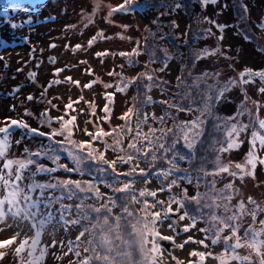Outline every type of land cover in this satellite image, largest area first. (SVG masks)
<instances>
[{
    "label": "rangeland",
    "instance_id": "obj_1",
    "mask_svg": "<svg viewBox=\"0 0 264 264\" xmlns=\"http://www.w3.org/2000/svg\"><path fill=\"white\" fill-rule=\"evenodd\" d=\"M134 1L136 0H132L131 3H135ZM169 1L170 3L166 4V0H161L160 7L150 5L146 8L136 7L134 10L124 12L112 11L113 8L124 3V0H45L40 5L19 3L16 8H10L7 17L0 16V37L3 39L2 41L8 42L2 47L4 42L0 41V126H3L5 118L24 119L31 127L39 128L43 132H50L54 128H60L61 122L53 120L50 125L41 123L44 119L41 113L45 109H49L48 115L51 117L64 116L65 119H69L71 116H76L72 139L76 141L88 140L89 137L85 134V129L95 132L98 127H103L105 131H109L116 125L124 123L120 116L132 104L133 96L137 92L136 83L129 86L124 93L117 92L115 86L124 78L131 79L138 76L142 71L148 69L147 65L153 67L156 81L149 94L153 102L146 104L148 120L159 126H164V122L162 124L161 121L152 117L153 115L155 117L164 116V106L168 107V105L161 101L174 100L179 103L178 105L183 104L185 108L191 107V111H177L181 121H190L200 115V109L203 108L201 94L214 95V91H207L205 83L219 88L230 79L239 80V74L245 69L264 70V0H216V3L210 2L207 5H204L202 0ZM210 21L215 23H210ZM217 24L224 25L223 29L218 28ZM209 29L211 30L210 35L208 34ZM147 31L155 35V38L159 36V42L158 39H150L151 36L147 35ZM100 33L103 34L102 37L98 35ZM221 36L223 39L219 38ZM93 37H96V40L89 45V41ZM194 37L196 38L194 39ZM144 40L153 43L156 49L153 48L149 53L142 50ZM51 45L56 46L52 47ZM76 45L82 47L75 49ZM137 46L141 51L139 55L132 57L133 63H129L128 57L119 55L120 52H132ZM215 48H219V52L215 55L197 58L204 50L212 51ZM163 49L166 56L156 57V53L163 52ZM105 51L109 54L103 57L96 55L98 52ZM51 57L55 58L54 62L50 60ZM81 61H86V63H81ZM56 68H63L64 71L55 76ZM162 68L163 71H161ZM86 69H91V74L86 72ZM33 72L36 73L34 78L29 75ZM110 72L116 74L109 75ZM68 76H71L73 80H79L80 87L73 83L47 87L52 79L63 81ZM197 77H202V80L196 81ZM97 79L98 82L92 88H83V85L89 81ZM163 81L166 83L163 84ZM194 83H199V89L192 86ZM105 84H111L113 87L105 88ZM177 84H181L179 88H173ZM163 85L164 88H162ZM261 87H264V81L258 77L253 83L231 87L224 93L223 98L216 101L211 107V114L205 113L202 117L205 121L202 126L203 133L207 131L209 137L214 138L210 147L214 144L215 138L222 137L223 140H226L225 121L228 117H236L228 123L249 125L248 129L240 134L239 139L243 143L238 149L219 152L218 156L225 164L245 163L246 154L250 150L252 131L258 128L257 119H264V93L259 91ZM106 92L116 93L114 103L111 105L112 112L109 121L102 119L105 115L103 108L106 103L104 95ZM171 92L177 93V96L173 97ZM41 93L45 94L41 96ZM29 94L34 97L33 100L26 99ZM81 96L83 100L74 104V110H68L66 114L65 105L70 100L76 101ZM48 101H51V104ZM88 102L95 105L94 115ZM52 105H56V107H52ZM242 109H247V111L243 115H237ZM27 112H30L31 115H27ZM209 119H211L210 122H208ZM172 120L171 115L169 122ZM145 128H148V125H145ZM132 129L135 132V122L132 124ZM23 131L17 129L11 132L7 158H26V149L39 147L46 138L32 134L22 135ZM260 131L261 134H264V129ZM56 137L60 140L64 138L60 135ZM107 138L105 139L107 140ZM223 140L215 145L225 146L222 144ZM200 141L202 144L206 142L201 138ZM180 142L184 146L183 141ZM97 144L104 145V142L98 141ZM184 148L186 147L184 146ZM186 150L189 149L186 148ZM106 154L110 159H115L118 156L111 149H108ZM256 154L264 159V149H260L258 145ZM38 159L41 163V157ZM3 163L4 160L0 159V169H2ZM43 163L45 167L51 166L49 160H44ZM60 163H66L70 168L75 166V162L68 155L60 156ZM136 163L141 168H147L148 165V161L144 158H138L132 162V164ZM132 164L118 162L117 166L124 170ZM34 167L30 166V169L33 170ZM231 171H236V169L232 168ZM68 174L65 170L58 169L52 173H41L44 176L36 181L53 183L55 179L64 180ZM219 175H215V177L219 176L218 186L225 187L231 182L236 190L235 194L233 193L236 202L232 201L230 207L237 205L239 199H243L245 203L248 202L249 197L253 195L256 197V205L264 209V198L259 194L261 189L264 190V165L258 164L255 175L245 176L242 180L229 173ZM73 176H78V174ZM31 179L26 171L25 180L21 186L31 183ZM164 181L160 177L152 176L147 181L140 179L134 182L133 186L140 190L155 191L163 186ZM102 189L106 190L107 187L103 185ZM198 193L202 194V191L196 188L192 182L180 178V183L173 186L171 192L168 190L158 191L157 197L146 198L150 203L157 200L165 201V205L157 204L154 209H151V211H161L170 196L178 194V198L185 196L190 198ZM4 194L5 190L0 188V196ZM45 195L57 196L53 190L46 191ZM37 196H39V191L34 194V197ZM143 199L138 203L139 212L143 207ZM187 203L188 200H185V210L188 212ZM61 204L72 206L70 213H64L66 219L76 220L78 217L75 210L78 209L76 206L79 203L73 197L71 199L64 198L62 202H54L48 209L41 207V212H51L54 217L52 223L46 225L41 236V246L49 245L42 264H77L88 256V251H85L88 242L84 239L87 238V234L83 236L84 238L77 239L79 233L82 232V226L80 224L64 225L59 222ZM256 205L249 202L252 209ZM172 207L175 209L177 204H173ZM230 213H226L223 208L216 210V214L221 216ZM188 215L196 216L193 215V212H188ZM177 221L178 223L175 224L169 216L167 220L158 222L156 226L160 233L173 236L180 244H184L182 248H174L171 253L161 247V253L157 256V264H177L178 261L188 264L189 261H197L198 257L190 255L194 250L212 253L211 256L206 257L204 264H219L216 257L223 254L226 247L223 237L230 235L231 230L225 229L221 233V242L213 244L211 237L214 222L207 218H198L195 227L187 232L178 233L177 225L185 226L191 221L187 218L184 220L177 218ZM261 221H264V211H260L255 219L251 215H244L237 221L240 225L238 235L241 237L242 243L250 239L245 236L249 226L259 230ZM252 222H254L253 225ZM5 224L14 225L13 218L8 216L5 222H0V229H3L0 231V240L10 238L17 231L20 232L21 238L24 235L29 237L34 235L28 221H19L18 227L15 225L5 227ZM170 224L173 227L170 228ZM201 229L210 230L205 232ZM188 237H192L193 241L185 243ZM206 237L208 239H205ZM260 239L264 240V235ZM199 240H205L207 247L195 242ZM53 241L56 242L55 246H51ZM116 241L117 239L113 240L111 249L115 246ZM18 243L19 240L0 249L5 253L4 257L0 258V264H20L19 257L15 255ZM147 247L150 248L151 244H148ZM261 251L264 252V247L261 248ZM76 252H79L80 255L77 256ZM236 252L240 256L249 257V260H231L229 264H260V256L251 247H240L236 249ZM21 255L27 260V250ZM228 255H231V251ZM140 261L144 264L143 253Z\"/></svg>",
    "mask_w": 264,
    "mask_h": 264
},
{
    "label": "snow or ice",
    "instance_id": "obj_2",
    "mask_svg": "<svg viewBox=\"0 0 264 264\" xmlns=\"http://www.w3.org/2000/svg\"><path fill=\"white\" fill-rule=\"evenodd\" d=\"M132 0H124V3L116 6L112 9L113 12L117 11H127L128 6L131 4ZM216 3V0H202L204 5L209 3ZM210 23H215L214 21H210ZM218 28L223 29L224 25H216ZM208 34H211V30H208ZM102 37V33L98 34ZM196 37H194L195 39ZM223 39V36L219 37ZM96 40V37H93L89 41V45L93 44ZM55 47L56 45H51ZM81 45H76L75 49L81 48ZM219 52V48H215L212 51L204 50L197 58H202L208 55H215ZM107 51L98 52L96 55L98 57H103L108 55ZM139 47L134 48L132 52H120L119 55L128 57L129 63H133L132 57L139 55ZM54 62L55 58H51ZM163 62V61H162ZM81 63H86V61H81ZM165 63V67H166ZM164 69L162 68L161 71ZM63 68H56L54 70V75L58 76L61 72H63ZM86 72L91 74V69H86ZM116 73L110 72L109 75H114ZM32 78L35 77L36 73L29 74ZM211 75V74H205ZM247 77V78H246ZM259 78L261 81H264V70L254 71L252 69H245L239 74V80L230 79L227 81L222 87L217 88L214 85H208L205 83V87L208 92H213L214 95H205L203 96V108L200 109V115H198L195 119L190 121H180L179 123L174 122V128H166V127H149L147 132L142 130V125L145 124L148 120V114L142 113L139 109H136L135 104L128 108L126 112H124L120 119L125 123L123 125H117L114 128H111L109 131H105L103 127H98L95 132H89L85 129V134L89 137L88 140L76 141L72 139L73 136V127L75 126L76 116H71L69 119H65L64 116L60 117H51L48 115L49 109H45L41 115L44 119L41 123H48L49 125L53 120L60 121V128L52 129L50 132L40 131L39 128H34L29 125L27 121L24 119H10L5 118L3 126H0V159L4 160L3 167L0 169V188L5 190V194L0 196V222H5L8 216L13 218L14 225L18 227L19 221H28L31 225V230L34 232V235L29 237L24 235L22 238L20 237V232L17 231L15 235H12L8 239L0 240V249H3L7 246H10L16 243L19 240L18 245L15 248V255L19 257L20 264H42L45 259L47 249L49 245L41 246V236L43 231L45 230L46 225L52 223L54 217L51 212H41V207L44 209H48L51 207L52 203L59 202L64 198L71 199L76 192L81 193H94V197L97 199H102V194L97 186V184L92 180L82 181V180H58L55 183H39L34 177L40 173H52L57 171V168L45 167V165L38 163L36 159L33 157H41L48 156L49 159L54 161H59L60 156L57 154L58 151L63 150L67 152L68 156L75 162L74 168H69L67 165H58V167L63 168L68 172H81V165L85 160L91 161L97 167L92 168L89 165L90 172H104L107 173L109 171L113 172L115 176L118 178L119 176H135L137 174L143 176L147 181L149 174L156 175L163 180H166L168 177L172 176L174 173L181 171L177 164V159L184 160L186 157L180 154L177 151V144L180 141H183L184 146L190 150L189 156L194 155V152L191 150L195 149L196 144L199 142L200 137L203 135V124L205 123L202 117L205 113L211 114V107L215 104L216 101L223 98L224 93L227 92L231 87L237 86L239 84H249L255 82V78ZM179 79V78H178ZM146 81L143 83V87L147 90H151L156 82L154 79V70L153 71H145L139 74L136 77L131 79L124 78L120 81L118 85H116V91L120 93L126 92L127 88L131 86L136 81ZM202 77H197L196 81H201ZM98 82L97 80L89 81L87 84L83 85V88H92L94 84ZM62 83H73L77 87H80L79 80H73L71 76L65 77L63 81L59 79H52L47 87H52L54 85L62 84ZM105 88L113 87L111 84H105ZM199 89V83H194L192 85ZM18 91V90H17ZM259 91L264 93V87L259 88ZM45 93H41L43 96ZM106 103L103 108V112L105 115L102 117L104 121L110 120V115L112 112L111 105L115 100V92H106L105 94ZM187 95V93H185ZM27 100H33L34 97L29 94L26 97ZM80 100H83V97H79L76 101L70 100L68 104L65 105V112L67 114L68 110H74L73 106L76 103H79ZM152 97L145 94L144 103H152ZM51 104V101H48ZM89 107L92 109V114H95V105L92 102H88ZM161 103L167 104L169 108H175L177 111H191V107L185 108L178 104H168L167 101H162ZM15 106L13 105V108ZM52 107H56V105H52ZM247 109H242L237 113V115H243ZM27 115H31L30 112L26 113ZM171 113L166 112L165 116L155 117L153 115V119H158L163 122L166 118L171 117ZM133 117L136 118V130L133 134V129L131 127V121ZM236 117H228L225 121V130H226V145L221 146L218 149V152H228L234 149H238L243 141L239 139L241 132H244L248 129L249 125L240 124V123H228L235 119ZM90 122V121H89ZM258 128L252 131L251 139H250V150L246 154V160L244 164L236 163V164H225L223 163L219 156L216 158V168L212 173H205V175H219L221 173H229L233 177H238L241 180L245 176H254L257 165H264V159L260 158L256 154L257 145L260 149H264V134H261L262 129H264V119H257ZM13 128L24 130L22 135L32 134L40 137H48L51 143L47 146H42L35 152H28L26 158L23 159H10L7 158V152L10 146V136L11 130ZM63 136V140H55L54 138L57 136ZM131 135V139L128 142V147L125 149L123 147V140L125 136ZM106 137H111L113 142L108 143L105 139ZM171 137V140H169ZM96 141H103L105 148L104 151L98 150L94 147V143ZM19 143V141H17ZM54 145H59L60 148L54 147ZM167 145V146H166ZM108 149H112L113 151H118L120 153H124L122 155H118L113 160H108L105 158V154ZM27 152V149H26ZM51 153V155H50ZM172 153L171 158L168 157V154ZM138 158L150 159L152 162L148 169L139 167V164H132L133 161L138 160ZM164 161L167 164V167H160L156 169L155 172L152 170L156 167V162ZM120 162L122 164H132V167L129 171L125 173H117L116 165ZM100 165H104L106 167H100ZM30 166H35L34 170L30 169ZM232 168H235L236 171H231ZM28 172V176L31 179V183L21 186L25 180V172ZM185 179H188V176L185 175ZM180 177L176 179H172L166 186L160 187L158 190H149L143 189L140 190L138 196L135 194V190L133 188V181L129 180L123 182L121 186L115 187L114 192L117 193H126L129 196L130 202L140 203L139 198H145L142 201L143 207L140 209L142 213L141 216L137 217L136 214L129 210L128 207L123 208V212L127 215V217H131L135 219V223L130 222L131 234H134V239L131 243H137L140 247L141 252L143 253L144 264H157V256L161 253V245L158 241H173V236H162V234L157 229L158 222H163V220H167L169 218V214L176 212L180 213L182 209L185 208V200H188L190 203H195L197 205V215L189 216L187 210L183 211V214L178 217L179 220L189 219L191 221L190 224L184 226L183 230L185 232L189 231L191 228L195 227L197 218L200 219H209L214 222L212 224V243L217 244L221 242V233L225 229H230V235L223 237V242L226 245L224 253L216 258L219 260V264H229L231 260L237 261H248L249 257L240 256L237 254L236 249L244 246L251 247L255 250V252L260 256V264H264V252L261 251V248L264 247V240L260 239L262 235H264V221H261V228L256 230L253 226H249V228L245 232L246 237H250L241 242V237L238 235L240 225L237 221L244 215H251L253 219H255L256 211H264L261 209L259 205H256V202L249 197V202L256 205L254 210H248L246 208L245 202L241 200L237 205L230 207V201L232 200L233 193L236 191L234 189L233 183H228L225 185L224 190L216 191L215 190V181L211 182V191L210 193L200 194L198 193L196 196L184 198H178L176 196H170L169 200L166 203L165 207H162L161 211H151L154 209L157 204L165 205V201L157 200L154 203H150L146 197H157V193L168 190L171 192L173 186H175ZM190 182V180H189ZM111 187V185H109ZM48 190H59L61 195L54 196L49 195L46 196L45 193ZM39 191V196L34 197V194ZM186 192V190H185ZM227 193V194H226ZM139 197V198H138ZM87 198V197H85ZM210 200V202H208ZM108 203H101L99 207H91L85 205L83 202L76 207L84 212L86 209H90L91 213H95L94 217L95 223L92 224V228L89 229L85 226L84 231L79 233L80 237L85 235V232H91L93 236L99 232V245L103 246L107 251L111 252V245L113 244L114 239H120L119 229L120 222L122 217H115L114 221L110 222V215L112 212V207H115L116 201L115 199L109 197ZM111 204L112 207L109 205ZM173 204H177L178 207L175 209L172 207ZM71 205H63L61 204L60 212H59V222L64 225L67 224H80L83 219H90L87 214L82 215L80 219L70 220L66 219L64 213L69 212L71 210ZM219 208H223L224 211L231 212L230 215H217L216 210ZM203 209H208L209 214L205 217ZM103 213V215H101ZM14 225L5 224V227H13ZM169 227H173V225H169ZM3 229H0L2 231ZM210 229H201V231H209ZM151 237V240H149ZM205 239H208L206 237ZM189 241H193L192 237H188L185 243ZM229 241H234V243H229ZM123 243H129L128 241H122ZM198 244L204 245L205 240L195 241ZM55 241L52 242L51 246H55ZM92 243V241H89ZM148 244H151V247H147ZM184 244L179 245V247H183ZM39 248V251H38ZM27 250V260H25L24 256L21 255L25 253ZM71 251V248L69 249ZM88 251V249H85ZM95 251V249H93ZM229 251H231V255H228ZM5 253L0 251V258H3ZM76 255L79 256L80 253L76 252ZM119 255V253H118ZM125 255H130L125 253ZM190 255L194 257H198V260L195 262L189 261L188 264H204L206 257L211 256L212 253H206L202 251H193ZM92 257H87L81 261V264H91ZM96 260H103L105 262H110L112 257L109 255H97L95 257ZM177 264H183V262L178 261Z\"/></svg>",
    "mask_w": 264,
    "mask_h": 264
},
{
    "label": "trees",
    "instance_id": "obj_3",
    "mask_svg": "<svg viewBox=\"0 0 264 264\" xmlns=\"http://www.w3.org/2000/svg\"><path fill=\"white\" fill-rule=\"evenodd\" d=\"M134 2L135 3H131L128 6V10H134V9H136V7H138V8L139 7H142V8L145 7L146 8L147 6H150V5H155V6L160 7L162 5L161 0H136ZM168 3H170V1L166 0V4H168ZM10 4H11V6H10ZM17 4H19V1H17V0H12L10 2H4V0H0V16L1 17H7L8 13L10 12V8H13V9L16 8ZM21 4L24 5V4H31V3H21ZM198 18H199V16H198ZM152 31L154 32L155 30H152ZM154 34H156V33H154ZM147 35L151 36L150 39H152V40L159 38V36H157L155 38V35H152L150 33V31H147ZM1 39L2 38L0 37V40ZM159 40L160 39H158L157 41L159 42ZM153 48L156 49V47H154L153 43L148 42L147 40H144L142 50H145L147 53H149ZM140 51L141 50L139 48V52ZM169 55H171V53H169ZM165 56L166 55H165L164 49H163V52H160L159 54L156 53V57H158V58H163ZM151 67L152 66L147 65L148 69L145 71H153V67L152 68ZM145 71H142L141 73H143ZM154 79H155V77H154ZM135 83H136L137 92L133 96L132 104L130 105V107L133 104H135L136 109H139L142 113H146V107L147 106L144 103L145 94H147L149 96L150 90H147L142 86L143 83H146V81H139L138 80ZM165 83H166V81H163V84H165ZM180 85L181 84L174 85L173 88L175 87L178 89ZM162 88H164V85L162 86ZM167 89H169V88H167ZM167 92H169V90ZM170 94L173 97L177 96V93L171 92ZM168 103L179 104L177 102H174V100H170ZM180 105L182 107H184L183 104H180ZM164 107H165V113L168 112V113L172 114V119H173L172 122H169V118H166V120L164 121L165 125L159 126V125L155 124L154 122L147 120V122L142 125V130L144 132H147L150 126L155 127V128H160V127L173 128V130L176 131V129L174 128V122L179 123L181 121L180 114L177 112V109L175 110L174 108H169L166 105ZM164 116H165V114H164ZM210 121H211V119L208 120V122H210ZM133 122H135V124L137 123L135 117H133V119L131 121V127H132ZM145 125H148V128H145ZM133 134H134V132H133ZM127 137H129V140H130L131 135L125 136V138L123 140V147L125 149H127L128 142H129V140H127ZM200 138H201V140L203 139L206 142L204 144H202L200 139H199V142L196 144L195 149L191 150L194 152V155H191V156H189L190 150H186V148H184V146H182L181 142H179V144H177V146H176L177 151L180 154L184 155L186 158L184 160L177 159V164H178L179 168L181 169V171L174 173L172 176L168 177L163 183L161 182L163 186H166L172 179H176L177 177L184 178L185 175H187L188 179L184 178V180H186V181L190 180V182H192L196 188H199L202 191V194L210 193L212 181H215V190L217 192L225 189V187L218 186L217 179L220 175L217 177L210 175V174L205 175V173H212L213 170H215V168H216L215 159L217 158V156L219 154L218 149L221 146L219 147V145H215V143L216 144L220 143L223 140V138L222 137L215 138L214 144L211 147L209 145L211 144V141H213L214 138L209 137L207 131L205 133H203V135ZM54 139L57 141L60 140L57 137H55ZM208 139H210V140H208ZM107 140H108L107 141L108 143L113 142L111 137H108ZM169 140H171V137H169ZM124 141H125V144H124ZM49 143H51V141L49 140L48 137H46L45 140H43V142L41 143V145H39V147L37 146V147L27 149V155H28V152H35L38 149H40L42 146H47ZM97 143H98L97 141L94 143V147H96L100 151H104L105 145H99ZM222 144L226 145V140H223ZM54 147L60 148L59 145H54ZM114 152L117 155L124 154V153H120L118 151H114ZM215 152H217V153H215ZM57 154L59 156H65V157H66V155H68L67 152H65L63 150L58 151ZM50 155H51V153H50ZM204 155H206V156L204 157ZM171 156H172V153H169L168 157L171 158ZM38 158L39 157H33V159H36L37 161L39 160ZM105 158L108 160H113V159H110L107 156V154H105ZM139 159H142V158H139ZM44 160H49L51 162V164H50L51 166H49V167L57 168V170L58 169L64 170L63 168L58 167V165H67L66 164L67 162L63 163V164L60 163V159H59V161H54L52 159H49L48 156H41V163L42 164H44L43 163ZM145 160L148 161L147 168H145V169H148L152 162L150 161V159H145ZM38 163H39V161H38ZM89 165H91L93 169L97 167L91 161L85 160L83 162V164L81 165L82 173L81 172L80 173L79 172H68L65 170L69 174L65 177L64 180H66V179L82 180V181L92 180L97 184L103 198L97 199L94 197V193H91V192L81 193L78 191L72 197L79 203V205L83 202L85 205H88L91 207H99L101 203H108L109 202L108 198L111 197V198L115 199L116 205H115V207H112L111 204L109 205L110 207H112V212L110 215V222L114 221L115 217H117V216L122 217V219L120 222L121 226L119 229L120 239H118L116 241L115 246L112 248L111 252L105 250L103 248V246L99 245V243H98L99 235H100L99 232H97L95 236H93L91 232H85V234H87V238H84V237H82V238L86 239L88 242V245H87L88 256L87 257L93 258L91 261V264H142L140 261L142 252L140 250L139 245L137 243H131L134 239V234H131L130 222L135 223V219H133L131 217H127V215L123 212V208L128 207L130 211L134 212L136 214V216L139 217L140 212H139V208H138V203L130 202L129 196L126 193L114 192V188L121 186L123 182L129 181V180L133 181V185H134L135 184L134 182H137L138 180L145 179V178L139 174H137L135 176H123V175H121L117 178L115 176V174L111 171H109L107 173L91 171V174H89V172H90ZM162 166L167 167L166 162L158 161V162H156V167L152 171L155 172L156 169H159ZM100 167H106V166L100 165ZM131 167H132V165L130 167L124 169V170H121L116 165V172L117 173H125V172L129 171V169ZM76 174H78V176H73ZM42 176H44V175H41V173L37 174L34 177V179L35 180L42 179ZM152 176H156V175H152L150 173L148 178H150ZM77 177H79V178H77ZM58 180L62 181L61 179H55L53 183H55ZM41 183H43V182H41ZM177 183L178 184L180 183V179H178ZM103 185L107 187L106 190L102 189ZM109 185H111V187H109ZM217 187H220V188L218 189ZM133 188L135 190V194L138 196L140 188H137L134 186H133ZM55 192H56L57 196L61 195L59 190H56ZM180 192L181 191L179 190V193ZM175 196L179 197L178 194H176ZM85 197H87V198H85ZM232 197H233V200H231L230 203H232V201L236 202L234 200V195ZM142 199L143 198H139L140 201ZM241 200H243V199H239V202ZM61 202H62V200H61ZM208 202H210V200ZM64 205H66V204H64ZM187 205H188V212L189 213L193 212V215H197V205L195 203H190L189 201H188ZM245 205H246V208H249L250 207L249 201L246 202ZM78 210L79 209L75 210V213L78 215L77 219H80V217L82 215H85V214H87L89 217H91L90 219L81 220L80 225L82 226V231H84L85 226H87L89 229H91L92 224H94L96 222L94 219L96 214L91 213L90 209H86L84 212H81L80 210L79 211ZM217 210H219V209H217ZM202 211L204 212L205 217H207L209 214V210L203 209ZM230 214H228V215H230ZM101 215H103V213H101ZM89 241H92V243H89ZM122 241H128L129 243L126 244V243H123ZM93 249H95V251H93ZM134 251H136V252H134ZM118 253H119V255H118ZM125 253H128L130 255H125ZM97 255H100V256L109 255L110 257H112V260L110 262H105L103 260H96L95 257ZM77 264H81V262H77Z\"/></svg>",
    "mask_w": 264,
    "mask_h": 264
},
{
    "label": "water",
    "instance_id": "obj_4",
    "mask_svg": "<svg viewBox=\"0 0 264 264\" xmlns=\"http://www.w3.org/2000/svg\"><path fill=\"white\" fill-rule=\"evenodd\" d=\"M184 210H185V208L182 209L180 213L173 212V213H170L169 215L172 216V217H174L175 219H177L181 214H183V211ZM183 228L184 227L178 226V232H182L183 231ZM162 236H166V235H163L162 234ZM158 242L160 243L161 246H163L164 248H166L168 252H172V250H173L174 247H178L179 246V244L177 242H175V240H173L171 242H169V241H158Z\"/></svg>",
    "mask_w": 264,
    "mask_h": 264
},
{
    "label": "flooded vegetation",
    "instance_id": "obj_5",
    "mask_svg": "<svg viewBox=\"0 0 264 264\" xmlns=\"http://www.w3.org/2000/svg\"><path fill=\"white\" fill-rule=\"evenodd\" d=\"M259 194H260V196L262 197V198H264V190L263 189H261L260 191H259ZM252 200H254L255 202H256V197L255 196H253L252 195ZM255 208H251V207H249V209L248 210H254ZM259 213H260V211L259 210H257L256 211V215H259ZM174 223L176 224L177 223V221H174ZM254 224V222H252V225ZM178 242V241H177ZM230 243H233V241H229ZM179 245H181L180 243H179ZM195 262V261H194Z\"/></svg>",
    "mask_w": 264,
    "mask_h": 264
}]
</instances>
